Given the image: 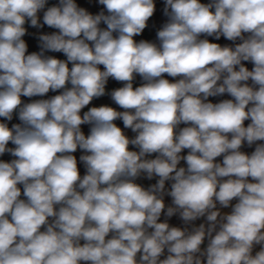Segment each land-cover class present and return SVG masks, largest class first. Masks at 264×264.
Returning a JSON list of instances; mask_svg holds the SVG:
<instances>
[{
	"label": "clouds",
	"instance_id": "9594fccd",
	"mask_svg": "<svg viewBox=\"0 0 264 264\" xmlns=\"http://www.w3.org/2000/svg\"><path fill=\"white\" fill-rule=\"evenodd\" d=\"M98 4L0 0V264H264V0Z\"/></svg>",
	"mask_w": 264,
	"mask_h": 264
},
{
	"label": "crops",
	"instance_id": "0c3cea01",
	"mask_svg": "<svg viewBox=\"0 0 264 264\" xmlns=\"http://www.w3.org/2000/svg\"><path fill=\"white\" fill-rule=\"evenodd\" d=\"M57 2H58V0H50V3H57ZM201 2L202 3H208L209 0H201ZM77 3L80 6L86 7L93 14H97L99 11L103 10V6L98 4V0H77ZM155 3H156V12L154 13L153 17L150 18V20L148 22V27L144 30V32L140 36H137L135 38L137 41L144 39V40H148L150 42H154V43L159 44V41L157 40V37H156V33L163 26V24H165L167 22L168 17L165 16L164 12H163L164 0H155ZM101 27H106V26L102 24ZM52 31H54V30L47 28V26H45L43 29L29 28V32L35 33L37 37L41 33H50ZM208 39L211 42L221 43V45L233 46V42L227 41L223 37L219 41L214 40V38H212V37H209ZM25 40L29 44V51H39V41L37 38H33L32 36H26ZM239 42H240L239 40L236 41V43H239ZM46 55H52V56H55L56 58H59V59H66V57L62 53H51V52H49V53H46ZM245 63L249 69L252 68L251 63H249V62H245ZM69 67H71V65H69ZM165 78H167L169 80H173V78L168 77L166 74H165ZM133 83H134V87H136V86H140L142 83H144V81L141 79V77L139 75H137L135 77V80ZM121 86H122V83L117 82V81L109 78V82L106 86L105 96L94 99L92 101V103L87 108H85L83 111H87L88 108H90V107H93V106L98 107L101 105H108V106H112V107H117L118 110H122V109H119L117 105H115V103L112 101L111 96H110V93L112 90L119 88ZM69 87H70V85H69ZM56 94H59V93L50 91L44 97H32V98L22 97V100L25 103H28V102H31L32 100L47 99V98H50ZM229 98H231V97L224 95V96H220V97H210L209 100L213 103H216L222 99H229ZM12 123H20V121L18 120V118L16 116H14ZM116 123L119 127L123 128L122 121L117 120ZM183 126L184 125H181V127H183ZM81 127H82V131L85 133V135H87L89 133L90 126L89 125H82ZM124 131H125L126 135H128L130 138H133L135 136V133H132L130 129H124ZM243 151L247 154H250L246 149V144L243 147ZM82 154H84V153H82L80 150H77V152L74 153V155H76L77 160H78V167L80 168L81 176H83L85 174V171H86L84 165L81 162H79V157ZM182 154L186 155L187 150H185L184 153H182ZM0 159L8 161V160L13 159V157H11L9 155H5L3 157H0ZM217 162H222V157L217 158ZM181 166H186L183 161L181 162ZM138 182L147 186L149 183H154L155 180L149 182L145 179H141ZM21 198H23V196ZM166 202L170 203V199L166 200ZM217 207H219V205H217ZM202 222H204L203 218L200 220H197L194 223L198 226L199 223H202ZM171 223L175 226H183L182 222L176 218H173ZM206 243H207V241L205 242V245H206Z\"/></svg>",
	"mask_w": 264,
	"mask_h": 264
},
{
	"label": "rangeland",
	"instance_id": "374dc122",
	"mask_svg": "<svg viewBox=\"0 0 264 264\" xmlns=\"http://www.w3.org/2000/svg\"><path fill=\"white\" fill-rule=\"evenodd\" d=\"M257 143H260V142H257ZM254 148H255V145H253L252 147H248L247 144H246V149H247V151L250 154H251L252 151H254ZM241 150L243 151V148ZM232 203L234 204V203H236V201L234 200ZM220 210H221L222 214L223 213H230L231 212V207H229V208H222ZM256 250H259V247L258 246H257Z\"/></svg>",
	"mask_w": 264,
	"mask_h": 264
}]
</instances>
